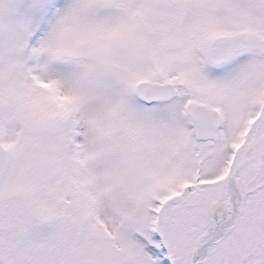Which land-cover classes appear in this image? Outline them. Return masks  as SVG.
Wrapping results in <instances>:
<instances>
[{"label":"snow or ice","instance_id":"snow-or-ice-1","mask_svg":"<svg viewBox=\"0 0 264 264\" xmlns=\"http://www.w3.org/2000/svg\"><path fill=\"white\" fill-rule=\"evenodd\" d=\"M0 264H264V0H0Z\"/></svg>","mask_w":264,"mask_h":264}]
</instances>
